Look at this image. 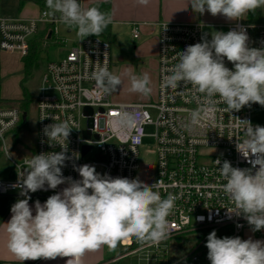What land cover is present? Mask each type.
<instances>
[{"label": "built area", "instance_id": "2783aa9c", "mask_svg": "<svg viewBox=\"0 0 264 264\" xmlns=\"http://www.w3.org/2000/svg\"><path fill=\"white\" fill-rule=\"evenodd\" d=\"M58 16L57 13L53 17L50 10L43 7L34 18L0 17V51L17 53L22 58L26 56L40 24L46 27L43 46L52 42L64 43L66 39L60 38L59 26L65 24ZM247 16L228 24L226 32L243 27L249 36L250 47H264V22L248 21ZM203 27L201 22H159L158 96L157 101L152 102H116L110 93L97 96L90 74L97 61L101 66L106 63L111 72L112 43L102 35H90L80 41L73 28L77 36L75 43L63 58L49 61L42 73L40 95L35 101L36 144L31 155L15 160L5 143L6 136L27 120V110L23 108L25 99H0V144L13 163L12 176L0 179V195L20 192L13 185L18 181V174L25 170L27 159L40 153L61 151L59 145L47 142L43 129L52 123L68 121L73 129L68 141L64 142L68 149L66 155L71 157L62 168L65 177L80 179L74 166L89 164L102 175L138 178L149 186L154 185L153 190L162 198L169 194L175 197L174 208L167 218L170 225L168 239L158 245L142 244L135 237L123 240L120 244L128 250L112 262L133 255L139 264H210L205 245L211 231L215 230L218 238H242L244 230L251 226L234 213L229 218L228 210L231 211L234 205L222 191L225 181L217 167L222 166L224 160L230 161L233 167H251L236 150V139H244L238 119L249 120L253 126H264V123L253 121L255 112L264 111V107L252 104L250 108L246 106L230 114L224 110L227 105L214 97L217 103L212 111L207 115L201 111L200 122L191 125L190 113L208 107L203 96H194L191 84H182L176 90L162 87L163 76L170 74L167 69L179 62L178 52L201 42ZM132 35L134 38L139 36L136 24ZM225 65L233 69L226 59ZM150 108L157 111L155 119ZM123 114H127L130 121L118 126L115 122ZM148 127L153 131L148 132ZM148 137L154 142V159L145 165L141 157H147L149 153L143 147ZM85 146L90 149L83 153ZM95 150L105 157L103 161L91 159ZM217 159L221 160L220 166L214 163ZM57 189L29 194L51 196ZM200 217L204 219L200 220ZM255 233L264 237V230Z\"/></svg>", "mask_w": 264, "mask_h": 264}, {"label": "clouds", "instance_id": "9594fccd", "mask_svg": "<svg viewBox=\"0 0 264 264\" xmlns=\"http://www.w3.org/2000/svg\"><path fill=\"white\" fill-rule=\"evenodd\" d=\"M147 4L148 0H139ZM53 17L69 28L77 30L80 41L90 35L99 36L112 23V17L98 7H82L78 0H46ZM191 10L203 16H222L228 21H240L250 12L264 8V0H190ZM186 10V9H185ZM203 26V25H201ZM205 33L201 42L178 52L179 62L167 69L163 88L176 90L182 84H191L194 96H203L208 107L190 113V124L197 125L201 111L207 115L217 103L224 109L239 112L244 107L259 104L264 107V47L249 46L245 28ZM106 55V53H105ZM231 62L233 69L225 65ZM95 81L96 95L116 91L120 76L111 73L107 64L97 61L90 74ZM150 76L130 75V91L148 95ZM47 118V117H45ZM44 119V118H43ZM127 114L120 115L118 126L129 123ZM244 136L236 139V150L248 161L250 168L233 167L228 160L214 161L225 183L222 191L233 203L229 211L243 217L252 232L264 230V126H253L249 120H240ZM68 121L52 123L43 129L50 145H59L61 151L33 155L25 161V170L18 174L13 187L19 188L23 199L11 206L7 224L8 250L20 264L25 261L55 260L67 257L66 264H81V258L102 245L115 249L119 242L135 237L142 244L158 245L168 239V216L174 208L175 197L162 198L152 186L138 178H113L100 174L95 166H74L80 179L65 177L62 168L67 156L70 132ZM78 159V156L76 157ZM67 185L41 203L30 206L31 196L38 190H55ZM203 220V217L199 218ZM207 259L210 264H264V240L239 236L218 238L215 230L207 236Z\"/></svg>", "mask_w": 264, "mask_h": 264}, {"label": "rangeland", "instance_id": "374dc122", "mask_svg": "<svg viewBox=\"0 0 264 264\" xmlns=\"http://www.w3.org/2000/svg\"><path fill=\"white\" fill-rule=\"evenodd\" d=\"M5 3H10L17 8L18 0H4ZM246 17V16H245ZM245 17L243 19H245ZM220 20H226L222 16L213 17L211 14L209 18L202 19L203 34L207 33L208 38L211 39V32L223 31L224 26L219 22ZM234 22V21H231ZM230 22V23H231ZM263 23V22H262ZM59 36L66 39L62 44L52 42L46 47L43 43H40L39 48V67L32 70L31 75L25 79L23 68L20 66L19 58L17 55H8L3 61V68L0 70V97L9 98L11 94L20 90L21 97L25 95L31 100V103L27 108V120L22 123L16 130L9 133L6 136L5 143L9 151V155L19 160L25 156H29L33 153L36 144V126H37V110L35 107V101L40 95V82L42 73L46 64L49 61H56L63 58L70 47L75 43L76 33L65 32L64 25H60ZM46 29H43V24L39 26V34L44 35ZM105 36L108 38L110 34ZM114 41L112 42V67L111 73L120 76L121 85L117 86V90L110 92L111 98L116 102H152L157 101V87H158V53L155 48V39L153 36L148 38L145 44H141L140 40L134 41L130 35V32L125 29H121L118 34H115ZM136 46V47H135ZM17 54V53H14ZM120 59H123L122 61ZM144 73H148L150 76V85L152 89L150 94L143 95L141 93H134L130 91V75L141 76ZM24 91L26 92L24 94ZM152 118H156L157 111L153 108L149 109ZM253 121L255 123H264V111H256ZM148 132H152L153 128L148 127ZM144 151H149L147 157H141L142 162L146 165L149 162L152 163L154 155L152 153L154 149V142L151 137L144 140ZM91 159L103 161L105 157L98 153L97 150L91 153ZM149 161V162H148ZM13 167L11 159L8 157L4 146L0 144V169H7ZM251 237L254 240H264V237L257 235L251 231V228H246L243 232L242 239H248ZM106 248V258L103 264H139L137 258L133 255L120 259L117 262H112L113 258L125 253L128 248L118 243L115 249Z\"/></svg>", "mask_w": 264, "mask_h": 264}, {"label": "crops", "instance_id": "0c3cea01", "mask_svg": "<svg viewBox=\"0 0 264 264\" xmlns=\"http://www.w3.org/2000/svg\"><path fill=\"white\" fill-rule=\"evenodd\" d=\"M109 4V9L103 5V10L99 8L101 12L107 13L112 17V23L109 24L104 31L100 34L104 37L105 34L109 33L111 43L114 41L115 34H118L121 29L128 30L134 41L140 40L141 44H145L146 40L151 36L155 39V48L158 53V24L161 21L166 22H201L202 19L209 18V13H205L200 16L194 13L190 8V0H148V3L140 4L139 0H80L82 7H92L95 4ZM105 7V8H104ZM40 5L36 1H26L24 4H20L18 0L17 8L10 3H5L4 0H0V17L8 18H34L39 15ZM186 9V10H185ZM224 26L226 32L227 25L231 21L220 20ZM134 24L137 25L139 36L134 38L132 35V29ZM43 24V29L45 30ZM65 32H74L73 28H69L64 25ZM60 30V27H59ZM44 35H40L38 32L37 37L33 40H39L42 42ZM148 41V40H147ZM113 44V43H112ZM136 47V46H135ZM71 48V47H70ZM68 53V52H67ZM8 55H17L10 52L0 51V70L3 68V61ZM19 64L23 68L22 57L18 56ZM121 61L123 59H120ZM2 90V89H1ZM0 90V92H1ZM22 93L19 89H16L9 98H1L5 100L22 99ZM13 174V167L7 169H0V179H6ZM67 185H61L58 187L56 192H59ZM55 192V193H56ZM54 193V194H55ZM29 201L30 206L34 207L35 201L39 200L41 203L45 202L49 196L38 197L32 194ZM24 197L20 195V192H14L8 195H0V264H20L17 258L8 250V234L6 231L7 222L11 218V206L18 200ZM106 248L102 245L94 252H88L81 258V264H103L106 260ZM67 257H57L55 260H36V261H25L24 264H66Z\"/></svg>", "mask_w": 264, "mask_h": 264}, {"label": "trees", "instance_id": "16d2710c", "mask_svg": "<svg viewBox=\"0 0 264 264\" xmlns=\"http://www.w3.org/2000/svg\"><path fill=\"white\" fill-rule=\"evenodd\" d=\"M26 1H36V2H38V4L40 5L41 8L47 7L46 2L43 0H20V4H24ZM103 5L109 9V4L98 3V4H95L94 6L100 8V10L102 8V10H103ZM247 19H248V21H251V22H257V23L264 22V8H260V9H257L255 12L248 13ZM40 43L41 42H39V40H36V39L31 41L29 52L22 59L25 79L29 75H31L33 69L39 67ZM25 93L26 92L24 91V94ZM24 99H25L24 100L25 101L24 108H27L29 106V104L31 103V100L26 95H25Z\"/></svg>", "mask_w": 264, "mask_h": 264}, {"label": "water", "instance_id": "95a60500", "mask_svg": "<svg viewBox=\"0 0 264 264\" xmlns=\"http://www.w3.org/2000/svg\"><path fill=\"white\" fill-rule=\"evenodd\" d=\"M89 149H90L89 146H85L84 149H83V153H86Z\"/></svg>", "mask_w": 264, "mask_h": 264}]
</instances>
